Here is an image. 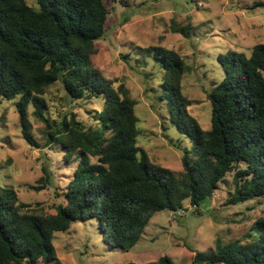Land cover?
<instances>
[{"label":"trees","instance_id":"1","mask_svg":"<svg viewBox=\"0 0 264 264\" xmlns=\"http://www.w3.org/2000/svg\"><path fill=\"white\" fill-rule=\"evenodd\" d=\"M126 1L35 0L30 5L0 0V101L15 103L23 137L41 147L29 119L32 106L46 125L44 146L61 145L74 169L54 214L21 201L14 184H0V264H54L55 232L69 230L74 220L97 219L107 244L130 251L156 212H176L190 200L202 215V206L231 173L234 190L228 204L264 197V44L219 54L224 75L207 91L209 129L191 114L183 93L190 69L185 60L166 47L145 48L161 69L158 112L180 136L175 146L182 147L183 170L177 174L141 156L137 101L125 83L113 86L93 62L96 41L107 32L108 2ZM57 83L70 101H102L92 122L73 111L52 121L45 95ZM43 169L45 180L54 185L49 168ZM193 262L264 264V217L234 240L218 237L214 250L196 251ZM127 264L174 262L165 255Z\"/></svg>","mask_w":264,"mask_h":264},{"label":"rangeland","instance_id":"2","mask_svg":"<svg viewBox=\"0 0 264 264\" xmlns=\"http://www.w3.org/2000/svg\"><path fill=\"white\" fill-rule=\"evenodd\" d=\"M34 1L27 0L30 5ZM107 6V32L96 41L98 52L93 62L113 86L125 83L137 101L141 156L180 174L182 147L175 146L180 136L172 131L170 120L158 112L160 102L155 100L161 69L145 48L166 47L185 60L190 69L182 81L183 93L191 102V114L209 129L211 104L207 91L224 75L219 54L227 49L248 51L258 43L264 44V0H127L108 2ZM45 99L47 114L57 123L70 111L89 123L102 109L99 99L70 101L60 83L50 88ZM33 110L30 106L29 119L41 147L23 137L15 103L0 101V184H14L21 201L42 213L54 214L56 204L64 202L74 169L66 162L61 145L44 146L46 125ZM44 166L49 168L54 185L45 180ZM233 179L231 173L220 183L202 206V215L194 212L190 200L176 212H156L130 251L107 244L97 219L74 220L69 230L55 232L58 261L54 264L146 263L165 255L174 264H194L196 251L210 253L218 237L224 242L234 240L264 217V197L228 204Z\"/></svg>","mask_w":264,"mask_h":264},{"label":"built area","instance_id":"3","mask_svg":"<svg viewBox=\"0 0 264 264\" xmlns=\"http://www.w3.org/2000/svg\"><path fill=\"white\" fill-rule=\"evenodd\" d=\"M193 208H195V207H193Z\"/></svg>","mask_w":264,"mask_h":264}]
</instances>
